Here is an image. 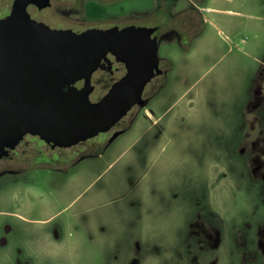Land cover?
I'll use <instances>...</instances> for the list:
<instances>
[{
    "label": "rangeland",
    "instance_id": "374dc122",
    "mask_svg": "<svg viewBox=\"0 0 264 264\" xmlns=\"http://www.w3.org/2000/svg\"><path fill=\"white\" fill-rule=\"evenodd\" d=\"M151 3L130 1L125 12L132 8L144 12ZM204 5L206 22L190 46L160 45L159 56L168 69L165 86L145 108L133 109L130 129L102 156L89 159L93 160L90 181L76 180L68 196L55 195L63 207L88 185L92 222L61 225L58 240L43 241L42 225L7 213L44 217L37 206V185L30 189L33 201L22 197L21 188L4 189L0 194V264H23L26 254L30 264H115L122 259L129 264L125 257L138 252L140 245L143 254L150 253L148 257L156 254L153 264H161L169 242L164 229L171 221L168 212L191 204L190 195L196 199L201 177L223 220L245 223L255 208L262 211L253 200L250 213L247 160L248 86L264 61V0H209ZM31 12L39 18L52 15L51 10L32 8ZM135 22L153 24L143 17ZM36 180L35 176L29 183ZM192 189L194 195H187L186 190ZM88 196L80 197L72 211L81 210ZM238 248L244 251L243 246Z\"/></svg>",
    "mask_w": 264,
    "mask_h": 264
},
{
    "label": "flooded vegetation",
    "instance_id": "af4514ba",
    "mask_svg": "<svg viewBox=\"0 0 264 264\" xmlns=\"http://www.w3.org/2000/svg\"><path fill=\"white\" fill-rule=\"evenodd\" d=\"M130 1L138 0H51V5L42 9L32 3L28 6V11L34 19L45 22L52 28L71 29L76 33L95 28L140 26L135 21L141 17L148 18L153 24L147 26L157 28L153 36L157 37L159 45L164 42H177L179 45L190 46L202 32L206 22L204 4L209 0H152L146 11L139 12L132 8V11L127 13L125 4ZM14 2L15 0H0V19L11 13ZM56 3L57 10L54 9ZM32 8L39 12L51 10V18H39L31 12ZM108 58L110 63L103 59L92 74L91 83L94 90L91 99L99 92V96L97 95L96 100L92 99L93 101L105 95L111 85L126 73L125 65L118 62L115 56L109 54ZM162 63L163 59L160 63L163 72L153 78L144 90L143 96L149 101L164 85L168 69ZM260 64L259 71L248 86L247 193L250 213L254 209L250 205L253 200L259 203L262 211L259 212L258 207L255 208V213L253 212L245 223L223 220L219 207L212 200L210 189L201 177L203 184L196 199L190 195H194V189L186 190L192 203L178 212H168L171 221H167L164 229L169 242L166 243V253L160 261L161 264H264V61ZM84 82L82 79L75 85L82 87ZM98 86L101 88L98 89ZM103 88L107 90L101 94ZM135 108L140 111L145 107L134 106L109 131L100 133L106 136L98 141L93 140L95 136L73 146L62 147L47 142L39 135L28 133L15 147L8 148L7 153L0 157V194L4 189L9 192L12 188H21L24 192H21L22 197H30L31 201L30 189L37 185V201L40 204L37 206L45 216L34 219L17 213H7L22 222L42 225L40 238L43 241L49 238L58 240L61 225L73 227L76 224L91 223L92 204L91 196H88L87 192L88 185L63 207L59 206L56 197L68 196L76 180L85 178L90 181L93 160L89 159L102 156L113 142L111 138L116 132L130 129L135 116H129ZM80 170L83 172H79ZM245 170L247 172L246 168ZM35 176L36 183H29L30 179L35 180ZM91 185L92 183L89 186ZM82 196H88V201L81 210L77 207L72 211L76 206L74 204ZM178 218L180 220L175 221ZM43 226L48 229L45 230ZM238 246H243L244 251ZM155 248L156 246L152 249ZM25 249L28 251V247ZM144 251L140 245L138 252L128 254L125 259L129 264H153L155 260L151 258L156 254L148 257L150 253L143 254ZM26 256L23 264H30V257L27 254ZM122 260L115 264H123Z\"/></svg>",
    "mask_w": 264,
    "mask_h": 264
},
{
    "label": "water",
    "instance_id": "95a60500",
    "mask_svg": "<svg viewBox=\"0 0 264 264\" xmlns=\"http://www.w3.org/2000/svg\"><path fill=\"white\" fill-rule=\"evenodd\" d=\"M51 0H15L0 19V157L28 133L70 147L109 131L136 105L145 107L146 86L163 72L156 27L89 29L76 33L34 19ZM115 56L126 73L93 101L91 77ZM84 79L78 87L77 81ZM126 130L116 132L111 141Z\"/></svg>",
    "mask_w": 264,
    "mask_h": 264
},
{
    "label": "trees",
    "instance_id": "16d2710c",
    "mask_svg": "<svg viewBox=\"0 0 264 264\" xmlns=\"http://www.w3.org/2000/svg\"><path fill=\"white\" fill-rule=\"evenodd\" d=\"M110 86V85H109ZM165 86V82H164V85L162 86V88Z\"/></svg>",
    "mask_w": 264,
    "mask_h": 264
},
{
    "label": "crops",
    "instance_id": "0c3cea01",
    "mask_svg": "<svg viewBox=\"0 0 264 264\" xmlns=\"http://www.w3.org/2000/svg\"><path fill=\"white\" fill-rule=\"evenodd\" d=\"M149 114H150V116H152L153 117V115H151V113L149 112Z\"/></svg>",
    "mask_w": 264,
    "mask_h": 264
}]
</instances>
